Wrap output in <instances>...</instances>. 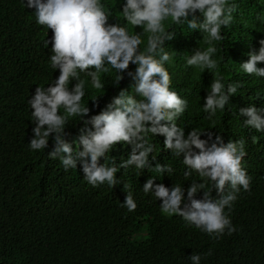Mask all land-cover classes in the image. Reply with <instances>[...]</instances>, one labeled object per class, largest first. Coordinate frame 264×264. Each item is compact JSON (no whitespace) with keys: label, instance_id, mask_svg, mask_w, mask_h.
I'll return each mask as SVG.
<instances>
[{"label":"trees","instance_id":"1","mask_svg":"<svg viewBox=\"0 0 264 264\" xmlns=\"http://www.w3.org/2000/svg\"><path fill=\"white\" fill-rule=\"evenodd\" d=\"M231 2L236 4L233 20L221 29L223 39L211 44L207 34L189 29L186 23L164 21L166 31L174 34L163 46L170 56L164 64L171 77L169 87L188 102L175 123L184 128L185 135L191 129L205 130L200 139L207 140L211 133L213 139L220 135L225 143L245 141L246 156L241 163L251 177L250 189H241L231 210L225 209L237 230L215 239L188 226L176 214H163L160 201L142 191L148 177L167 188L179 184L187 189L189 183L200 180L195 172L184 177L182 157L164 149L163 134H149L153 145L149 162L168 165L172 171L161 176L149 167L138 176L135 168H122L115 174L120 183L113 187L88 184L79 164L65 171L59 158L47 154L51 134L48 148L30 150L33 124L28 100L36 86L47 87L59 74L50 67L51 42H45L52 32L37 24L34 9L23 8L20 0H0V264H190L188 256L197 253L200 264H264V133L243 127L244 117L239 116V109L250 104L264 107V78L244 73L239 65L264 39V0ZM101 3L109 14L108 23L126 27L129 34L141 33L143 50L147 33L142 26L127 24L120 0ZM197 19H202L199 14ZM210 46L217 49L212 55L216 69L186 64L196 49ZM257 66L264 67V62ZM134 68L130 62L117 84L113 70L100 73L104 87L99 90L80 74L85 82L81 103L90 109L85 119L104 110L120 90L135 96V82L126 74ZM217 74L225 85L239 82L240 86L224 109L208 118L202 104ZM58 111L63 114V109ZM82 128L83 122L70 117L65 139L75 143ZM130 152L131 145L118 142L100 163L118 164ZM127 193L136 203L133 211L121 205ZM210 197L219 198L215 188ZM194 198L201 199L202 193Z\"/></svg>","mask_w":264,"mask_h":264},{"label":"clouds","instance_id":"2","mask_svg":"<svg viewBox=\"0 0 264 264\" xmlns=\"http://www.w3.org/2000/svg\"><path fill=\"white\" fill-rule=\"evenodd\" d=\"M20 3L23 8L34 9L37 24L51 29L50 41L45 42H51L50 67L59 70L58 76L47 87L36 86L28 100L33 124V136L28 143L30 150L48 148L51 134L52 147L47 154L52 159L59 158L65 171L79 164L88 184L97 187L107 183L113 187L120 183L115 174L122 168L133 167L138 170V176L149 167H154L161 176L172 171L168 165L156 163L152 166L149 162L153 145L148 136L163 134L164 149L182 157L184 177L195 172L200 180L189 183L187 189L179 184L167 188L148 177L142 191L160 201L163 214H176L188 226L211 238L220 239L222 235L236 231L225 209L231 210L241 189H250L251 177L241 163L246 156L245 141L225 143L220 135L213 139L211 133L207 140L200 139L205 130L198 129H191L185 135L184 128L175 121L185 112L188 102L170 90L171 77L164 67L170 56L163 47L174 35L164 27V21L169 19L173 24L186 23L189 29L207 34L209 44L221 41V29L231 24L236 4L231 0H120V12L127 24L142 26L143 32L147 33L146 46L141 50V33L129 34L126 27L108 23L109 14L101 0H20ZM197 14L202 19L198 20ZM216 51L214 46L196 49L188 56L186 64L216 69L217 61L212 59ZM247 57L239 64L242 71L264 78V67L257 66L258 62H264V39L259 41L258 49L248 51ZM130 62L135 68L126 74L135 82V96L120 90L104 110L85 119L90 109L81 103L85 82L80 79V74L90 78L92 87L99 90L104 87L100 73L113 70L117 84ZM70 82H73L71 87ZM239 86V82L225 85L217 74L202 104L208 118L224 109ZM59 109H63V114ZM239 116L244 117L243 127L264 133V107L250 104L239 109ZM70 117H76L84 124L75 143L65 139V127ZM118 142L131 145L127 159L118 164L113 161L111 166L100 163ZM208 185L211 188L205 191ZM212 188L219 198L210 197ZM197 193H202L201 199L194 198ZM121 205L128 211L136 208L130 193ZM188 258L190 264H200L199 253Z\"/></svg>","mask_w":264,"mask_h":264}]
</instances>
